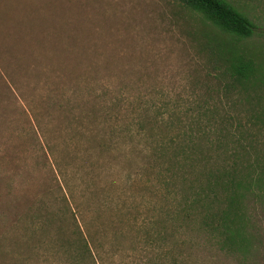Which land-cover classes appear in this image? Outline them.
<instances>
[{
    "label": "rangeland",
    "instance_id": "obj_1",
    "mask_svg": "<svg viewBox=\"0 0 264 264\" xmlns=\"http://www.w3.org/2000/svg\"><path fill=\"white\" fill-rule=\"evenodd\" d=\"M233 1L264 65V0ZM211 31L175 0H0V264H264V183L230 240L162 184L155 138L217 96L264 168V87L223 89Z\"/></svg>",
    "mask_w": 264,
    "mask_h": 264
},
{
    "label": "trees",
    "instance_id": "obj_2",
    "mask_svg": "<svg viewBox=\"0 0 264 264\" xmlns=\"http://www.w3.org/2000/svg\"><path fill=\"white\" fill-rule=\"evenodd\" d=\"M175 1L197 14L212 30L214 36L206 35L202 49L207 48L209 56L212 55L214 69L224 79L223 89L233 90L238 98L245 95L249 103V91L264 87V65L241 47L252 36L254 23L233 0ZM257 98L263 100L264 92ZM217 99L218 103L195 108V118L188 124L178 125L176 132L162 139L155 138V151L163 166L160 172L163 187L181 199L184 206L181 211L188 216L202 214L209 218V224L215 229H224L225 239L230 240L234 232L229 224L238 218L237 206L252 183H264L261 177L264 168L261 173L252 170L251 162L259 161L258 158L251 160L245 147L248 130H243L238 114H233L235 110L226 109L218 96ZM168 123L170 129L173 122ZM87 234L81 229L78 232L82 248H88L90 241L94 244L89 229Z\"/></svg>",
    "mask_w": 264,
    "mask_h": 264
}]
</instances>
